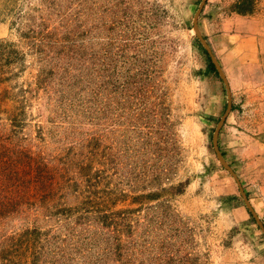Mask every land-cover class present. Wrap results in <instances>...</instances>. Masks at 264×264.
<instances>
[{
    "label": "rangeland",
    "instance_id": "obj_1",
    "mask_svg": "<svg viewBox=\"0 0 264 264\" xmlns=\"http://www.w3.org/2000/svg\"><path fill=\"white\" fill-rule=\"evenodd\" d=\"M0 0V264H264V0ZM234 196L233 198H227Z\"/></svg>",
    "mask_w": 264,
    "mask_h": 264
},
{
    "label": "water",
    "instance_id": "obj_2",
    "mask_svg": "<svg viewBox=\"0 0 264 264\" xmlns=\"http://www.w3.org/2000/svg\"><path fill=\"white\" fill-rule=\"evenodd\" d=\"M204 2H205V0H201L200 5H199V7H198V9H197L194 17H193V25H192V28H193V31H194L195 35L197 36V38H198L201 46L207 52V55L209 56L211 62L213 63V65H214L217 73L219 74V76L223 80V82H224V84L226 86L227 95H229L227 80H226L225 75H224V73H223V71L221 69V66H220L219 62L217 61L216 57L214 56V54L212 53L209 44L207 43V41L205 40V38L201 35V33L199 32V29H198L197 18H198V15L200 13L201 7L204 4ZM230 108H231V106H230L229 97H228L226 109H225L223 115L221 116V118L219 119V121L217 123V126L215 127L214 132H213V135H212L213 149L215 151V155H216V158L219 161V163L235 179V181H236V183L238 185V188H239L240 195H241V197H242L245 205L247 206L248 210L252 213V216L254 217V219L256 220L257 224L259 225V227L261 228V230H262V232L264 234V225L262 224L261 220L258 218V216L254 212L253 208L251 207V205L249 203V200H248V197H247V194L242 189L236 173L234 172V170L232 169V167L229 165V163L227 162V160L225 159V157L222 155V152H221V150L219 149V146H218V135H219V131H220V129H221L223 123H224L225 117H226L228 111L230 110Z\"/></svg>",
    "mask_w": 264,
    "mask_h": 264
},
{
    "label": "trees",
    "instance_id": "obj_3",
    "mask_svg": "<svg viewBox=\"0 0 264 264\" xmlns=\"http://www.w3.org/2000/svg\"><path fill=\"white\" fill-rule=\"evenodd\" d=\"M251 2V0H238L235 4L234 7L237 8L236 10L238 12H249V8H242V5L246 2ZM201 49L204 51V53L206 54L207 52L204 50V48L200 45ZM206 69L208 71H212V72H217L213 63L211 62L209 56L207 55V64H206ZM222 155L224 156V152L222 151ZM225 157V156H224ZM234 196H229L227 198H233Z\"/></svg>",
    "mask_w": 264,
    "mask_h": 264
}]
</instances>
